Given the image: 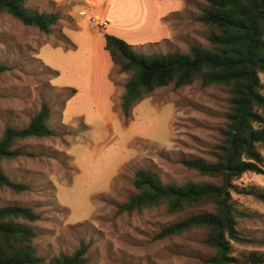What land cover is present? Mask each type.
Wrapping results in <instances>:
<instances>
[{"label":"rangeland","instance_id":"obj_1","mask_svg":"<svg viewBox=\"0 0 264 264\" xmlns=\"http://www.w3.org/2000/svg\"><path fill=\"white\" fill-rule=\"evenodd\" d=\"M96 1L104 5L106 0ZM152 1L134 7V21L122 25L131 32V24L141 19V29L147 26L144 12L169 10L159 20L167 29L164 35L157 29L150 35L149 24V30L140 32H146L143 36L131 39L138 54H186L194 45L211 48L210 27L197 21L208 8L206 0ZM27 6L58 13L60 20L45 34L0 12V64L11 68L0 73V141L7 128L26 127L43 104L51 109L48 124L56 136L16 143L14 149L33 156L4 160L1 167L29 190L16 193L0 187V208L29 207L41 216L27 224L36 232L34 247L43 264L72 254L82 244L89 246L90 264H210L216 251L205 243L207 231L165 239L157 235L191 215L213 211L212 206L181 213H170L165 206L119 213L118 206L138 193L133 182L139 170L156 172L165 184L221 183L180 160L215 161L229 125L231 87H204L198 81L179 89L160 88L137 104L126 121L120 106L132 73L119 72L112 62L107 101L111 84L97 87L95 102L91 96L92 41L95 30L106 33L102 8L91 0H28ZM82 11L101 24L80 16ZM98 55L101 68L105 62ZM261 80L264 84V75ZM261 150L264 155V146ZM237 184L264 191V174L246 173ZM234 199L245 213L238 230L250 242L234 244L233 255L243 261L252 252L264 257V203L249 195L234 194Z\"/></svg>","mask_w":264,"mask_h":264},{"label":"trees","instance_id":"obj_2","mask_svg":"<svg viewBox=\"0 0 264 264\" xmlns=\"http://www.w3.org/2000/svg\"><path fill=\"white\" fill-rule=\"evenodd\" d=\"M161 1V0H159ZM208 8L197 21L210 27L211 48L199 45L186 54L169 53L140 55L135 46L115 35L104 33L105 50L121 73H132L125 84L121 111L125 120L133 108L155 90L179 89L201 81L204 87L219 84L231 87V110L224 142L214 153L215 161L204 158H184L180 163L201 176L219 179L216 183H195L178 186L165 184L151 170L135 174L138 191L118 206L119 213H133L165 206L170 213H181L208 206L213 211L191 215L161 229L157 239L179 236L192 230H205V243L216 251L210 264H264V257L252 252L246 261L233 255L234 244L250 242L238 230V219L245 213L237 206L234 194L253 196L264 203V191L243 188L237 182L246 173H263L264 155V0H206ZM28 0H0V12L7 13L23 25L50 34L60 20L58 13L39 11L27 6ZM11 68L0 64V73ZM73 94L76 90L72 91ZM51 109L41 110L24 128L6 129L0 141V187L16 193L29 186L12 181L1 163L23 155L14 149L16 143L28 138H52L56 132L49 126ZM41 216L32 208L6 206L0 208V264H43L34 247V223ZM89 246L82 244L72 254H61L50 264H90Z\"/></svg>","mask_w":264,"mask_h":264},{"label":"crops","instance_id":"obj_3","mask_svg":"<svg viewBox=\"0 0 264 264\" xmlns=\"http://www.w3.org/2000/svg\"><path fill=\"white\" fill-rule=\"evenodd\" d=\"M148 2V5L150 6L153 4L152 0H106L104 5H101L100 2L96 0H91L93 3V6L95 7H100L102 8L103 14H102V21L106 24V33L115 35L119 38H122L126 40L128 43L131 41V39L143 36L146 32L140 33L141 31L145 29L149 30V24L150 28L152 30L148 31L149 34L151 31L157 29L158 33L160 32V35H164L165 32H167V29L163 27L162 25H159V20L161 17L165 16L168 11H164L159 13L156 11V13H152L151 9L147 10L144 12L145 17L147 16V23L144 28L138 29L140 27L141 19L137 20L136 22L131 24L132 29L134 31L127 32L124 30L125 28L122 25H125L126 21H134L133 18L134 16H130L135 9L134 7H141L143 4L144 6L146 5V2ZM156 1V0H155ZM159 1V0H157ZM163 2L167 0H162ZM148 6V7H149ZM147 7V6H146ZM133 9V10H131ZM128 16V17H127ZM128 19V20H127ZM145 21V20H144ZM114 26L118 28L117 32L114 29ZM143 27V26H142ZM138 29V30H137ZM95 34L93 37L92 41V51H91V56H90V69H91V78H90V85H91V96L92 98L94 97V92H100L101 88H98L99 86L104 88L110 87V80L108 78L109 74V67L112 64V59L110 57V54L105 50V39H104V34L99 33L98 31L95 30ZM151 35V34H150ZM158 38H152L150 41L157 40ZM140 40H138L137 43H139ZM100 54L102 56V59L104 60L105 64L103 67H99L98 65V57ZM110 92H106L107 98L109 97L111 90H112V84L110 87ZM94 100V98H93ZM95 102V100H94ZM99 103L98 100H96V104Z\"/></svg>","mask_w":264,"mask_h":264},{"label":"built area","instance_id":"obj_4","mask_svg":"<svg viewBox=\"0 0 264 264\" xmlns=\"http://www.w3.org/2000/svg\"><path fill=\"white\" fill-rule=\"evenodd\" d=\"M80 16H82L83 18H87L89 21H93L98 26L101 24L99 19H97L96 17L89 16L87 11L80 12Z\"/></svg>","mask_w":264,"mask_h":264}]
</instances>
